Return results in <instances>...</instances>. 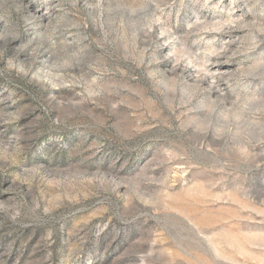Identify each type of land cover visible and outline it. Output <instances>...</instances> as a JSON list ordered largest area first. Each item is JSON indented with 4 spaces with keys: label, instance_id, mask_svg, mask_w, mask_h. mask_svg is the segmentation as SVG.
I'll return each mask as SVG.
<instances>
[{
    "label": "rangeland",
    "instance_id": "obj_1",
    "mask_svg": "<svg viewBox=\"0 0 264 264\" xmlns=\"http://www.w3.org/2000/svg\"><path fill=\"white\" fill-rule=\"evenodd\" d=\"M0 264H264V0H0Z\"/></svg>",
    "mask_w": 264,
    "mask_h": 264
},
{
    "label": "bare ground",
    "instance_id": "obj_2",
    "mask_svg": "<svg viewBox=\"0 0 264 264\" xmlns=\"http://www.w3.org/2000/svg\"><path fill=\"white\" fill-rule=\"evenodd\" d=\"M221 72H222V71H221ZM224 72H225V71H224ZM222 74H223V73H222ZM226 74H229V73L225 72V75H226ZM231 74H232V73H231Z\"/></svg>",
    "mask_w": 264,
    "mask_h": 264
}]
</instances>
